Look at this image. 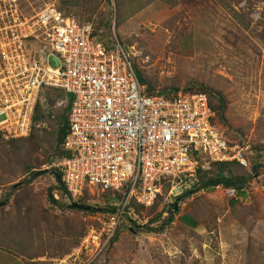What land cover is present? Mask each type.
<instances>
[{"label":"rangeland","instance_id":"374dc122","mask_svg":"<svg viewBox=\"0 0 264 264\" xmlns=\"http://www.w3.org/2000/svg\"><path fill=\"white\" fill-rule=\"evenodd\" d=\"M14 1L28 17L47 5L61 6L60 0ZM234 1L233 9L239 12L241 1ZM110 2L98 1L97 13L108 17L112 12L113 16L111 31L102 29L105 45L117 37L133 64L158 90L203 84L222 93L228 103L230 129L216 120L217 128L226 140L247 148L251 165L257 155L264 156V4L256 3L252 10L244 7L249 14L247 29L217 0H176L174 5L143 0L140 11L128 7L127 0L120 8L116 0ZM131 10L135 12L132 16ZM95 18L84 24L95 29ZM66 106L65 99L58 102L52 108L53 116ZM54 117L44 125L48 134L45 149L27 153L18 166L0 171V204H6L0 207V245L29 241L32 251L26 255H41L37 264L66 259L79 246L91 217H98V212L59 210L48 201L49 189L58 196L54 195L55 200H62L57 193L59 184L51 175V168L59 163L51 157L57 128ZM31 161L34 169L25 174L24 166ZM206 162L205 170L212 164ZM259 174L236 203L233 200L239 196L223 188L188 197L190 185L185 181H171L169 188L163 185L155 209H141L136 217L126 218L116 240L96 264H264V169ZM88 191L89 205L115 208L111 205L114 197L109 201L95 189ZM174 204L179 213L174 211V221L163 233L141 231L160 226L169 213L156 220ZM18 209L28 211L40 227L30 232V228L23 229V236L2 227L10 225ZM183 216L193 223L188 224Z\"/></svg>","mask_w":264,"mask_h":264},{"label":"built area","instance_id":"2783aa9c","mask_svg":"<svg viewBox=\"0 0 264 264\" xmlns=\"http://www.w3.org/2000/svg\"><path fill=\"white\" fill-rule=\"evenodd\" d=\"M93 33L55 5L28 17L16 1L0 0V134L6 141L30 136L43 89L63 90L72 98L70 157L55 168L68 196L77 202L90 189L121 195L114 211L91 217L79 246L56 264H94L123 221L136 217L132 204L152 208L163 181L193 180L206 161L251 167L247 148L214 124L206 95H149L123 45L115 39L110 50Z\"/></svg>","mask_w":264,"mask_h":264},{"label":"trees","instance_id":"16d2710c","mask_svg":"<svg viewBox=\"0 0 264 264\" xmlns=\"http://www.w3.org/2000/svg\"><path fill=\"white\" fill-rule=\"evenodd\" d=\"M98 1L99 0H60V7L58 9L62 11L66 16L74 15L75 17L79 18L81 24H84L86 22H91L95 17L94 24L96 25L93 33V37H97V39L104 43V35L102 29H106L107 31H111L112 28V12L106 17V14L99 15L97 13L98 11ZM143 0H127V6L134 9L135 11H140L143 7ZM152 1H160L162 3L168 4V5H174L176 3V0H151ZM220 5L225 7L226 9H230V12L234 15L237 21H239L245 28H250V23L247 22V17L249 14H246L244 12L245 8L252 10V7L256 3H263L264 0H237L241 1L239 3L240 10L239 12H236L233 9L234 0H217ZM107 2L110 4V0H107ZM121 2L124 4V0H116L117 6L119 8L121 7ZM245 3V6L243 4ZM245 7V8H244ZM134 11L131 10L130 15H134ZM119 20V17L117 19V22ZM110 29V30H109ZM116 38H111L112 41L111 45L107 46L108 49H113V42ZM118 40V39H117ZM134 68L136 70L138 79L142 85H145L147 87V91L149 95H158V96H165L170 97L173 94H177L179 92H183L186 94H193V93H200L204 94L208 97L210 105L212 110L215 113V118L213 120L214 124L217 125L216 120L220 122L221 125L226 127L227 129H230L228 119L226 117V112L228 108L227 99L225 96L214 90L210 87L203 85V84H194V85H188L185 87H177V88H170V89H164V90H158L156 87L143 75V73L134 65ZM63 99L66 100L67 106L63 110L60 115L56 114V117L53 116L52 108L57 105L58 102L63 101ZM71 109V100L66 95L65 92H62L58 89L53 88H44L40 100L38 102L34 121H33V128L30 136L27 138L22 139H16V140H10L5 141L4 138H2V135H0V171H2L5 167H13V165L18 166V161L21 157H24L27 155V153L33 154L39 151H42L45 149V146L47 144L46 142V134L47 129L44 128V125L47 124V122L51 121L54 117V123L56 122L57 128L55 130V137L53 145L51 146V157L53 161L56 159L58 162L67 159L70 157L69 153L64 149V142L65 138L68 134L70 125H69V112ZM48 135V134H47ZM241 145H244L242 142ZM33 160V159H32ZM52 162V161H51ZM251 165V164H250ZM25 174H29L34 169V164L31 165H25ZM264 169V156L257 155L256 160L252 163L251 167L249 169L244 168L240 166L236 162H224V163H212L208 169L205 170V168H202V166H199L196 172L195 179L193 180H185V182L190 185V190L186 192L187 196L190 197L196 193L203 192V191H210L217 188H223L225 190H231L236 193L237 197L236 200L233 202H238L241 197L246 195V188L249 186L250 181L254 180L257 176H259L260 170ZM6 170V169H5ZM5 170L4 174L5 175ZM36 175V174H35ZM51 175L54 177L55 181L59 184L58 191L60 194V199L62 200H55L54 195L52 193V189H49L50 195L48 197V201L50 204H52L54 207H56L59 210L67 209L71 210L77 213H89V214H96V211H82L77 209H72L70 204H72L71 198L68 196L67 191L62 183L63 174L59 169L51 168ZM1 180V178H0ZM172 180L163 181L162 186L168 184L166 187H170V183ZM161 186V187H162ZM88 190H86L85 195L83 198L78 200L77 202L80 204H84L87 206L89 203L87 202V194ZM104 199H113V195L111 193H104L103 196ZM121 199V195L117 194L115 195L114 200L119 201ZM158 199V196H157ZM157 199L154 204V206L151 209H155L157 205ZM64 201V203H63ZM1 205V204H0ZM8 206V204H7ZM132 206L135 208V212L141 211V209H144L142 207H138L135 204H132ZM102 210V213L105 212H112L114 211V208H100ZM175 207H168V211L163 212L161 216L156 221H160V219L163 217L164 214L169 213V216L167 219H165L160 226L157 228L146 226L143 231L144 233H153V234H161L164 230L167 229L169 225H171L174 221L175 216ZM179 212H177L178 214ZM98 214V213H97ZM183 219L188 223L192 224L193 220L189 216H183ZM35 221L32 219V216L28 211H21V209H18L16 214L14 215V218L12 221H10V225H3L2 227L5 228H12L19 232V234L24 235L23 229H29V232L33 227H40V223L36 224ZM155 223V220L154 222ZM140 226L138 227V230H140ZM12 230V231H14ZM118 233V232H117ZM116 233L115 237L111 241L113 243L116 240V237L118 234ZM84 237V236H83ZM1 241V237H0ZM5 243V242H4ZM0 250H3L7 253H10L18 258H20L24 264H37L35 262L36 259H40L42 256H27V252L32 251V245L29 241L21 240L20 242L15 243V246H3L0 245ZM106 253V251L101 255ZM100 257V258H101ZM99 258V259H100ZM98 259V260H99ZM98 260L94 263L96 264ZM43 263V262H42Z\"/></svg>","mask_w":264,"mask_h":264},{"label":"water","instance_id":"95a60500","mask_svg":"<svg viewBox=\"0 0 264 264\" xmlns=\"http://www.w3.org/2000/svg\"><path fill=\"white\" fill-rule=\"evenodd\" d=\"M51 60V64L52 66H54V61L52 58H50ZM49 172V171H48ZM20 184H17L14 186V189H16L17 187H19ZM6 204H1L0 207H4ZM71 208L72 209H77V210H82V211H86V212H89V211H96V212H101L102 210L101 209H98L96 207H93V206H87V205H84V204H80L78 202H73L72 204H70ZM174 207H175V211L177 212V204H174Z\"/></svg>","mask_w":264,"mask_h":264},{"label":"crops","instance_id":"0c3cea01","mask_svg":"<svg viewBox=\"0 0 264 264\" xmlns=\"http://www.w3.org/2000/svg\"><path fill=\"white\" fill-rule=\"evenodd\" d=\"M67 96L70 100L72 99L69 95ZM0 264H24V262L20 258L0 250Z\"/></svg>","mask_w":264,"mask_h":264},{"label":"flooded vegetation","instance_id":"af4514ba","mask_svg":"<svg viewBox=\"0 0 264 264\" xmlns=\"http://www.w3.org/2000/svg\"><path fill=\"white\" fill-rule=\"evenodd\" d=\"M5 206H6V205H5ZM5 206H4V207H5Z\"/></svg>","mask_w":264,"mask_h":264}]
</instances>
